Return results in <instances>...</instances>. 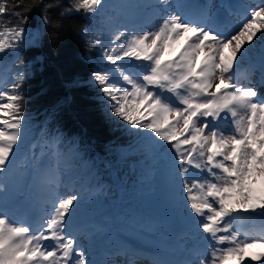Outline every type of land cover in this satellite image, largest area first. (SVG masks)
<instances>
[{"label": "snow or ice", "instance_id": "obj_1", "mask_svg": "<svg viewBox=\"0 0 264 264\" xmlns=\"http://www.w3.org/2000/svg\"><path fill=\"white\" fill-rule=\"evenodd\" d=\"M39 4L43 0L32 6ZM53 7L44 4L42 22L29 29L31 7L0 0V56L11 52L19 61L45 36L55 39L49 28L62 24L50 15ZM210 7L191 11L184 0H72L60 14L100 19L103 30L85 25L82 33L111 66L92 74L108 101L107 114L133 137L114 150L117 163L136 158L137 182L158 185L179 220L180 258L156 253L152 264H264V48L258 84L251 79L257 65L244 77L237 73L254 42H264V0L247 6L231 31ZM161 13L158 25L148 23V16ZM126 59L132 63H120ZM25 79L26 72L17 71L4 88L0 78V264H95L81 243L95 233L79 217L109 191L100 158H92L78 137L45 122L32 145L40 151L24 158L22 171L14 167L32 127ZM29 175L28 194L18 203ZM131 226L153 231L147 224ZM106 255L111 264L116 257L136 264L144 252L117 246Z\"/></svg>", "mask_w": 264, "mask_h": 264}, {"label": "trees", "instance_id": "obj_2", "mask_svg": "<svg viewBox=\"0 0 264 264\" xmlns=\"http://www.w3.org/2000/svg\"><path fill=\"white\" fill-rule=\"evenodd\" d=\"M23 2L26 7H31L27 13L29 29H35L42 22L44 4L56 5L49 13L62 24L58 29L49 28V35L55 34V39L45 36L42 46L24 49L19 61L14 62L11 52L6 57L0 56L4 88L10 87L17 71L26 72L25 111L32 127L21 147L24 157L32 151H40L39 145L35 149L32 145L36 144L47 122L49 129L59 127L68 137H78L92 158H100L99 167L109 191L98 202L83 209L82 214L99 218L120 202L125 204L132 217L165 215L169 208L160 187L148 188L137 182L136 158L117 163L114 150L126 148L133 137L118 119L109 118L107 114L108 101L93 82L92 74L94 71L106 72L111 66L103 60L102 48L89 43V38L82 33L85 25L89 29L103 30L100 19L82 12L61 17V12L72 0H43V4L37 6H32L36 0ZM3 19L14 20V17ZM101 39L104 47L111 46L107 31H103ZM37 57L42 59L37 60ZM114 79L118 77L114 76ZM109 163L113 167L108 168Z\"/></svg>", "mask_w": 264, "mask_h": 264}, {"label": "rangeland", "instance_id": "obj_3", "mask_svg": "<svg viewBox=\"0 0 264 264\" xmlns=\"http://www.w3.org/2000/svg\"><path fill=\"white\" fill-rule=\"evenodd\" d=\"M245 1L248 2V4H252L253 6L259 4V2L255 0H238L236 4L233 2V0H184V3L189 5L191 11H196L202 7L210 5L211 14L217 5L223 7L224 4H227V9H229V18L227 20L229 23L232 22L235 28L240 23L245 14V10H243L239 4ZM236 7L240 8L243 14L239 13ZM162 19L163 13L158 16L153 15L147 17L148 23H151L152 25H158ZM228 31L231 30L228 29ZM246 61L249 62L248 64L250 65H258L262 62V58L257 57L251 61V58L248 57ZM120 63L131 64L132 62L126 59ZM257 71L260 72L259 67L255 72ZM4 77V73L0 69V78L4 79ZM242 82L246 83L247 81L242 79ZM259 90L261 94L264 95V87H260ZM24 154L25 152L20 149L14 161V167H18L20 171H22L21 167L23 166L25 158ZM30 180V175L25 178L22 189L24 195L17 197L18 203L25 201V197L28 194V183ZM21 211H23V207L21 208ZM168 214H170V211L163 216L157 215V217L154 219H149L146 217L143 218V220L140 218L135 219L137 216L132 217L129 209L125 206V204L123 205V203L120 202H118L111 210L105 212L102 216L100 215L99 218L97 216L81 213L79 217L80 224L85 226L89 232L95 233L90 240L82 238L81 243L84 244V246L89 250V259L93 261L97 260L95 264H111V261L108 260L106 254L113 251L117 246H127L130 248L141 249L144 252V255L136 261V264H152L153 258H150V255H155V253H153V250L151 252L150 249L153 247L155 248L156 245L159 246L160 244L158 240L160 236H163L164 242H167L168 240L170 245H168L169 247L166 248L165 245L161 244L163 247L161 248L160 252H162L164 248L165 250H170V256L172 259H175L176 257L180 258L179 245L183 241L180 238L181 228L179 225V220L172 216V214L168 218H165L168 216ZM132 222L135 224L150 225L152 226L153 231L148 232L138 227H133L131 226ZM163 226L166 228H159ZM97 228L100 229V231H96ZM115 259L116 264H128L127 259L124 257H116Z\"/></svg>", "mask_w": 264, "mask_h": 264}, {"label": "bare ground", "instance_id": "obj_4", "mask_svg": "<svg viewBox=\"0 0 264 264\" xmlns=\"http://www.w3.org/2000/svg\"><path fill=\"white\" fill-rule=\"evenodd\" d=\"M255 1H258L259 3H260V0H255ZM233 2L236 4L237 2H238V0H233ZM239 6L241 7V8H243V10H245V8L247 7V6H253L252 4H248V2H242V3H240L239 4ZM228 8V6H227V4H224V6L223 7H220V6H216L215 7V9H214V11L212 12V16H213V18L218 22V16H217V13H218V11H220V10H222V9H226V10H228L227 9ZM236 9H238V12L239 13H242L243 14V12L241 11V9L240 8H237L236 7ZM229 18V17H228ZM225 19H226V21H225V24H223V26L228 30H232L233 28H234V26H233V24H232V22H228V20H227V15H226V12H225ZM229 23V24H228ZM262 48H264V42H261V41H256V42H254V47H253V49H252V51L249 53V55H248V57H250L251 58V61L254 59V58H257V57H261V49ZM248 57H246L241 63H246L247 65H246V67L244 68V70L243 71H241L242 73L240 74V76H246V75H248V73H249V71H250V66L252 65H250V64H248L249 62H247L246 61V59L248 58ZM253 57V58H252ZM261 64V63H260ZM260 64H258L257 65V68L256 69H258V67H259V65ZM252 81L254 82V83H257L258 84V82H259V80H260V72H255V74L252 76ZM260 89V88H259ZM159 246L158 245H156L155 246V248L153 247V248H151L150 249V251L152 252V250H155L156 249V251L158 252V253H162L166 258H169V259H172V257L170 256V250H165L164 248H163V251L162 252H160V250H161V248L163 247V246H161V244H163V245H165L166 246V248H168L169 246L168 245H170V243L168 242V240H167V242H164V239H163V236H160V238H159ZM154 257V255H150V258H153ZM175 259H179V257H176Z\"/></svg>", "mask_w": 264, "mask_h": 264}]
</instances>
